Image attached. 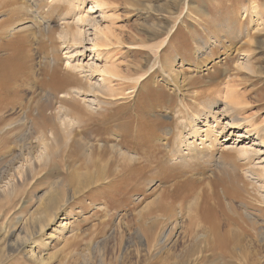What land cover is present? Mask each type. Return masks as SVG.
<instances>
[{
	"label": "rangeland",
	"instance_id": "obj_1",
	"mask_svg": "<svg viewBox=\"0 0 264 264\" xmlns=\"http://www.w3.org/2000/svg\"><path fill=\"white\" fill-rule=\"evenodd\" d=\"M2 1L6 8L0 9V31L6 35L0 33V59L17 52L18 60L24 56L18 67L24 66H20L22 70L17 67L21 72L13 71V75L9 69L8 78L0 81L1 86L5 85L0 87V93L5 96L0 94V98H5L0 100V120L8 123L24 118L26 127L13 138L0 133V264H160L162 258L168 256L174 259L166 264H251L252 261L264 264V241L249 227L255 223V228L264 229V0H97L99 8L93 7L92 0ZM55 2L60 5L55 6ZM35 4L44 9L41 10L44 13L50 6L55 7L46 17L40 10L35 11ZM98 26L105 30L108 40L99 36ZM7 27L13 30L7 32ZM76 28L83 37L80 44L73 48L60 42L58 36L62 29L73 32ZM146 30L155 31L156 36L144 35ZM95 36L99 38L100 51L92 50ZM52 60L57 76L72 73L73 81L66 88L80 87L79 95L52 91L60 86L59 79L49 80L48 70L54 66ZM129 64L143 66L142 71L135 75L126 73L123 70ZM151 66H155L152 76L139 80ZM113 68L119 78L111 84L113 94H107L103 85V88H94L101 85L102 70ZM118 84L124 89H119ZM89 85L93 90L91 94ZM201 93L199 103L192 105L193 96ZM229 99L241 113L237 115L238 126L232 129L225 127L226 121L234 116L232 112L225 110L227 113L220 114ZM153 100L155 106L151 103ZM207 104H214L213 109L209 111ZM122 106L126 110L122 111ZM37 110H40L38 116L35 115ZM89 110L101 111L95 116L97 120L109 110L122 111L116 124L131 125L129 139L136 138L134 130L148 127L142 129L140 137L147 147L155 145L156 136L162 138L158 145H163L165 132L179 145L196 124L200 131L189 142L202 147L201 142L209 144L211 138L217 140L215 150L207 153L206 163L204 160L183 163L173 159L171 154L161 159V155L153 157L149 164L151 169L144 177L126 173L134 163L123 165L129 167L118 174V163L111 162L106 171L110 170L113 176L101 181L99 168L107 159L102 155L110 153L108 149L114 141L110 137L107 141L108 136L104 138L107 142L103 138L98 143V140L91 141L89 123L83 117ZM71 116L80 120L71 122L68 120ZM178 124L183 125L179 134L170 130ZM240 133L245 136L238 139ZM98 144L101 147L98 148ZM182 145V149H186ZM127 146L121 151L135 158V146L133 150ZM239 150H247V153ZM19 152L22 156L14 159ZM101 153L99 165L95 160ZM245 158L253 162L248 166ZM164 173L171 174L166 186L161 180ZM86 176L90 185L83 182ZM185 179L197 186L196 205L189 211L185 208L180 214L179 204L184 193L181 199H164L162 203L170 205L169 209L178 200L169 215L173 219L159 226L160 232L169 234L165 247L150 246L148 250L145 243V247L139 246L136 238L139 215L153 208L150 201L153 202L164 188L171 191ZM214 180L221 181L230 191L228 200L222 199L221 187L216 188L219 201L210 197L209 205L216 220L224 227L234 219L240 225L235 226L237 230L249 229L241 236L236 256L231 260L219 254L210 256L199 252L204 246L201 235L206 227L197 218L195 208L202 207L204 196L211 192L209 184ZM221 209L226 210L224 214ZM56 213L59 218L53 217ZM245 213L251 215V219L246 220ZM189 220L193 222L191 225Z\"/></svg>",
	"mask_w": 264,
	"mask_h": 264
},
{
	"label": "bare ground",
	"instance_id": "obj_2",
	"mask_svg": "<svg viewBox=\"0 0 264 264\" xmlns=\"http://www.w3.org/2000/svg\"><path fill=\"white\" fill-rule=\"evenodd\" d=\"M32 2H34V1H32ZM38 2H39V0H38ZM37 2V3H38ZM42 3V2H41ZM56 3V5L55 6H57L59 3H57V2H55ZM52 4V3H51ZM92 4H93V7H97V8H99L100 7V3L97 1V0H92ZM7 5V4H6ZM60 5V4H59ZM3 6H5V5H3V1L1 2V0H0V9H2L3 10V8H6V7H3ZM48 6V5H47ZM47 6H46V8H47ZM54 5H52V6H50L49 8H51L50 10H54V7H55ZM60 7V6H59ZM33 8L35 9V11L37 12H39V10H40V13H42V14H44V16H48L50 13H51V11L50 10H47V12L46 13H44V12H42L43 10L37 5V4H35L34 6H33ZM32 8V9H33ZM42 10V11H41ZM9 11V10H8ZM37 16V15H36ZM15 18V17H14ZM44 18V17H43ZM50 18V17H49ZM80 19V18H79ZM78 20V19H77ZM7 22V21H6ZM10 22H12V21H10ZM5 23V22H4ZM8 23V22H7ZM13 24V23H12ZM11 25V24H10ZM10 25H8L9 27H10ZM12 26H14V25H12ZM9 27H7L8 29H9ZM27 27H22L21 29H26ZM66 28H67V26H66ZM69 28V27H68ZM98 28L100 29V31L101 32H99L98 34H99V36H102V38H104V40H108V38H107V34L105 33V30H101V28L98 26ZM164 28V27H163ZM20 29V28H19ZM151 29V28H150ZM11 30H13L12 28L11 29H9L7 32H9V31H11ZM69 30V29H68ZM67 29H62L60 32H59V40H60V42H62L63 44H70V46L69 47H71V45H72V47L74 48V45H78V44H80L81 42H82V40H81V38H83L82 37V35H81V32L79 31V30H77V28L76 29H74V30H76V31H74L73 30V32H69ZM0 33H1V35H3L2 34V32L0 31ZM4 33V32H3ZM6 33V32H5ZM4 33V35H6ZM22 33V32H21ZM20 33V34H21ZM147 34V36L148 37H154V36H156L155 35V31H153V30H151V32L149 31V30H146L145 31V34L144 35H146ZM3 35V36H4ZM22 35V34H21ZM20 35V36H21ZM2 36V37H3ZM19 36V37H20ZM24 36V35H23ZM22 36V37H23ZM26 36H27V34H26ZM7 37V36H6ZM13 37V36H12ZM16 37H18V36H16ZM21 37V38H22ZM32 37H35V34L32 36ZM166 37V36H165ZM14 38V37H13ZM20 41H21V39L20 38H18ZM119 39V38H118ZM4 40V39H3ZM9 40V39H8ZM23 40H24V37H23ZM163 40H164V38H163ZM11 41V40H10ZM118 42V41H117ZM7 41H6V45H7ZM22 43V42H21ZM20 42H19V44H21ZM165 43V42H164ZM18 44V43H17ZM16 45V44H15ZM21 45H23V44H21ZM17 47H18V45H17ZM79 47V46H78ZM92 50L93 51H96V50H98V51H100L101 50V48H98V47H101V45H100V42H99V38H97V36H95L94 37V39H92ZM7 48V47H6ZM16 48V47H15ZM54 49V48H53ZM161 49V48H160ZM12 50V49H11ZM73 50V49H72ZM14 51H16V50H14ZM19 52V51H18ZM17 52H15V54H16ZM51 53H52V49H51ZM82 53V52H81ZM80 53V54H81ZM155 53V52H154ZM15 54H13L12 53V55L9 57L8 55H6V56H8V57H5L4 59L2 58V59H0V81H1V83L2 82H4V80L6 79V78H8V76H9V74H7V72H9L8 70L10 69V71L11 72H9L11 75H13V71H15V72H21V67L20 66H24L23 64L21 65L20 64V68L18 67V63H21V62H19V60L21 59V58H23V60H24V56L23 57H21L22 56V54L20 55V59L18 60V57L15 55ZM82 55V54H81ZM99 52H97L96 53V57L98 58L99 57ZM55 60V59H54ZM21 61V60H20ZM53 61V60H52ZM22 63H23V61H22ZM17 66H16V65ZM51 65H54V66H50V69L48 70L51 74H50V77H51V79L49 78V80H53L54 81V79H59L57 82H60V86H53L52 85V87H51V85H50V87L51 88H53V92H58V93H60V92H62L63 94L65 93V95L67 94V96L71 93V94H80V87L79 88H75V87H70V88H66L68 85H71V83H72V81H73V78L74 77H72V73H70L71 75H67V74H63V75H60L59 74V76H57V67H56V64H55V62L53 61V63H51ZM151 65V64H150ZM14 66H15V68H14ZM9 67V68H8ZM19 69H21V70H19ZM54 67H56V68H54ZM79 67V66H78ZM81 67V66H80ZM79 67V68H80ZM126 67V66H125ZM142 68H143V66H141V65H139V64H129L126 68H125V70H123V71H125L126 73H130V72H133V74L135 75V74H137V73H139L140 71H142ZM154 68H155V66H151L148 70H146L145 71V73H143L141 76H139V80H142V79H149V77L150 76H152L151 74L154 72ZM14 69V70H13ZM16 69H18V70H16ZM24 69V68H23ZM84 69V68H83ZM74 70V69H73ZM76 70V69H75ZM74 70V71H75ZM162 70H163V67H162ZM14 72V73H15ZM23 73H24V71H23ZM79 73V72H78ZM102 73L104 74V76L102 77V79H101V85L100 86H94V88L95 87H102L103 88V86H104V88H103V90H105L106 92H107V94L108 93H112L113 91H114V89L111 87L112 85V83H113V81H114V79L116 80V78L117 79H119L118 77H117V75H116V73H115V68H113L112 70H102ZM16 74V73H15ZM32 74H34V73H32ZM46 74H47V72H46ZM76 74V73H75ZM74 74V75H75ZM44 75V74H43ZM131 75V74H130ZM15 76V75H14ZM18 76V75H17ZM17 76H16V78H17ZM21 77H22V75H20ZM20 76H18L19 78H20ZM29 76V75H28ZM46 76V75H45ZM47 76H49V75H47ZM46 76V77H47ZM44 77V76H43ZM76 77V76H75ZM81 77V76H80ZM124 77H125V75H124ZM77 78H78V76H77ZM13 80V78H12V76H11V78H10V80ZM23 79H24V76H23ZM16 80L17 79H15V83H16ZM79 80V79H78ZM138 80V81H139ZM80 81V80H79ZM6 82V84H7V80L5 81ZM9 82V81H8ZM20 82V81H19ZM48 82V81H47ZM56 82V81H55ZM145 82V81H144ZM148 82V81H147ZM41 83H43V82H41ZM116 83V82H115ZM114 83V84H115ZM139 83V82H138ZM4 84V83H3ZM3 84H2V86L0 85V87H4L3 86ZM10 84V85H9ZM49 84V83H48ZM51 84V83H50ZM53 84H54V82H53ZM56 84V83H55ZM142 84H143V82H142ZM8 87H10L11 86V82L10 83H8ZM12 85H14V83L12 84ZM93 85V84H92ZM95 85V84H94ZM103 85V86H102ZM118 86H119V89H124V87L122 86V85H120V84H118ZM144 86H145V84H144ZM7 87V86H6ZM48 87V86H47ZM89 93H90V91L92 90L91 89V85H89ZM13 88V87H12ZM18 88V87H17ZM92 88H93V86H92ZM10 89H11V87H10ZM66 89V90H65ZM101 89V88H100ZM147 89V88H146ZM4 90H5V88H4ZM9 90V89H8ZM13 90H14V88H13ZM102 90V91H103ZM3 91V90H2ZM93 91V90H92ZM6 92V91H5ZM10 92V91H9ZM14 93H15V90L13 91ZM12 92V93H13ZM153 92V91H152ZM3 93V92H2ZM2 93H0V94H2ZM151 93V92H150ZM154 93H156V92H154ZM88 94V93H87ZM91 94V93H90ZM113 94V93H112ZM152 94V93H151ZM3 96H4V94H2ZM1 95V96H2ZM11 95V94H10ZM56 95V94H55ZM149 95V94H148ZM86 96V95H85ZM112 96V95H111ZM155 96H156V94H155ZM154 96V98H156ZM230 96V95H229ZM5 97V96H4ZM7 97H9V96H7ZM11 97V96H10ZM65 97V96H64ZM159 97V96H158ZM158 97H157V99H158ZM62 98V97H61ZM150 98H152V97H150ZM201 98H202V93L201 94H195L194 96H193V103H192V105H197V103H199V101L201 100ZM2 99V97L0 98V100ZM4 100H5V98H3ZM2 99V100H3ZM138 99H140V98H138ZM137 99V100H138ZM153 99V98H152ZM151 99V100H152ZM3 100V101H4ZM9 100V99H8ZM8 100L6 99V101L8 102ZM12 100V99H11ZM94 100H96V99H94ZM225 100H227L226 98H225ZM14 102H15V100H14ZM64 102V101H63ZM91 102H93V101H91ZM6 103V102H5ZM5 103H3V104H5ZM13 102H11V104H12ZM22 103V102H21ZM89 103V102H88ZM148 103V102H147ZM152 105L153 106H155V100H153L152 102ZM224 103V102H223ZM8 104V103H7ZM14 104V103H13ZM12 104V105H13ZM16 104V103H15ZM103 104L104 105H106V106H108V105H111L110 103H108V102H103ZM215 104V103H214ZM213 104V105H214ZM2 105V104H1ZM151 105V104H150ZM213 105H211V104H207L206 106H207V108L209 109V111L210 110H212L213 109ZM90 106V105H89ZM105 106V107H106ZM13 107V106H12ZM91 107V106H90ZM133 107V106H132ZM164 107V106H163ZM215 107H217V106H215ZM0 108H1V106H0ZM2 108H3V105H2ZM4 108H6V105H5V107ZM3 108V109H4ZM72 108H73V106H72ZM120 108H122V111H123V108L126 110V107H120ZM151 108V107H150ZM169 108V107H168ZM238 107H236V104L234 103V101H232L231 99H229L228 101H226L225 103H224V108H223V110L221 111V115H224V113L228 110V112L230 111V112H232V114L234 115V116H232L231 115V117L229 118V120H227L226 121V123H225V127H229V129H232V128H235V127H237L238 126V123H239V116H237V115H239V114H241V113H239V110L237 109ZM62 109V108H61ZM90 109H92V108H90ZM110 109V108H109ZM144 109V108H143ZM161 109V108H160ZM190 109V108H189ZM216 111L218 110V108H214ZM28 110V109H27ZM107 110H108V108H107ZM146 110V109H145ZM167 110V109H166ZM168 110H170V108L168 109ZM226 110V111H225ZM40 111V110H39ZM39 111L37 110V113L35 114L36 116H38V115H40V113H39ZM58 111V110H57ZM74 111V110H73ZM72 111V112H73ZM85 111V110H84ZM122 111H111V110H109L107 113H106V115L104 116V114H102L103 115V118L101 119V120H97V119H95V116L96 115H100V113H101V111L100 112H93V111H90L89 110V113H88V115L86 114V116L84 115H82L83 117H85L86 118V120L88 121H86L87 123H89V126H88V133H89V136L91 137V141L92 140H98V141H96L97 143L98 142H100V139L101 138H105L106 136H108V139H106L107 141H109V140H111L110 138H112L113 139V141H114V143H112V145L110 144V146H109V151H110V153L106 156L105 154H103L102 155V153L101 154H98V156L96 157V162H97V164H99V165H101L100 164V162L98 161V157H101L100 155H102L103 157H106L107 159H106V161H104L103 162V164L100 166L101 168H99V169H101L100 170V173L98 174L99 176H100V178H101V181L102 180H105L106 179V177H109V176H113V174H112V172H110V170H109V172H107L106 171V169L108 168V163H110V164H112L111 162H116V163H118V170L116 171V173H122L123 171H125L124 169L125 168H127V167H129L132 163H134L133 164V166L130 168V171L128 170L126 173H129L130 172V175H132V174H135V176L137 175V176H141V177H144V175L145 174H147V171H150V169H151V167L149 166V164L150 163H152L153 161L152 160H150V159H153V157L155 158V157H157V156H160L161 155V157L159 158V159H161L162 157H165L167 154L168 155H170L171 154V156H173V159H174V157L176 158V159H178V160H180V161H182L183 163L184 162H202L203 160H204V162L206 163L207 161H206V159L208 158L207 157V153L208 154H212L213 152H212V150L214 151L215 150V148H214V142H216L217 140H212L211 138L209 139V144L208 143H206L205 141H202L201 142V145H202V147H200V146H198V145H196L195 143H194V141L193 142H189L190 141V139L193 137V136H195V135H197V133L200 131V127H198L195 123V125H194V127H193V130H192V132H190L189 133V135L187 134L186 136H183V140H181V142H180V144L178 145L177 143L178 142H176L175 140H173L172 138V140L170 139V137L168 138V136L167 135H170V134H167L166 132H165V134L164 133H162V134H164V135H162V136H164L165 138H163L164 140H165V143L163 144V145H161L162 146V148H161V146H159L158 144H160V141L162 140V138H159L158 139V136H156V139L154 140V144L155 145H152L151 143V145H149L148 147H147V143L145 144L144 142H143V140H141L140 139V137L142 136V132L144 131V130H142L143 128H147L148 129V127H144L143 126V128L142 129H137L136 130V132H135V130H134V134L136 133L137 135H136V138L135 139H129L128 138V135L130 136V134H129V126H131V125H126V126H124V125H122L123 123V121L121 122L122 124H116V123H118V121L120 120V116H121V112ZM171 111V110H170ZM225 111V112H224ZM242 111V110H241ZM106 112V111H105ZM104 112V113H105ZM49 113V112H48ZM76 115V117L78 116L77 115V112H74ZM227 113V112H226ZM124 114V113H123ZM141 114V113H140ZM216 114V113H215ZM135 115V114H134ZM65 117L67 116L66 114L64 115ZM73 116V115H72ZM71 116V117H72ZM80 116V115H79ZM82 116H80V117H82ZM137 116V115H136ZM135 116V117H136ZM56 117V116H55ZM69 117V116H68ZM68 117H67V119H68ZM76 117H72V118H69L68 120L69 121H71V122H73V121H75V122H77V121H79L80 119H78V118H76ZM126 118V117H125ZM129 118V117H128ZM134 118V117H133ZM33 119L34 118H32L31 119V123L33 122ZM59 120H61V118H58ZM66 119V120H67ZM195 119V118H194ZM206 119V121L205 122H207V117L205 118ZM26 119H22V118H20V119H18V120H16V121H10V122H8V123H5V121L4 120H0V133H6L7 135H8V137L7 138H9V137H11V138H13L16 134H18L21 130H22V128H25L26 126L24 125V122L26 123V121H25ZM126 120H127V118H126ZM129 120V119H128ZM65 121V120H64ZM136 121H139V118L137 117L136 118ZM136 121H135V123H136ZM60 122V121H59ZM81 122V121H80ZM85 122V121H84ZM129 122V121H128ZM127 122V123H128ZM131 122V121H130ZM133 122V121H132ZM82 123H83V121H82ZM182 123V122H181ZM137 124L138 123H136L135 125H136V127H137ZM152 125V124H151ZM47 126V125H46ZM49 126V125H48ZM64 126H66L65 124H64ZM161 126V125H160ZM183 125L182 124H178V126H176V128L175 129H173V128H171L170 130H174V131H176L178 134L180 133V131H181V129L183 128L182 127ZM72 127H73V125H72ZM71 127V128H72ZM139 127H140V125H139ZM63 128V127H62ZM152 128V127H151ZM151 128H149V130L151 129ZM34 129V128H33ZM44 129V128H43ZM45 129H47V128H45ZM130 129H131V127H130ZM162 129V128H161ZM20 130V131H19ZM31 130V129H30ZM146 130V129H145ZM169 130V131H170ZM153 131V130H152ZM159 131V130H158ZM161 131V130H160ZM46 132V131H45ZM172 132V131H171ZM244 132H245V134H247L248 133V129L246 128L245 130H244ZM28 133V132H27ZM40 133V132H39ZM151 133H153V132H151ZM10 134V135H9ZM132 134H133V132H132ZM133 134V135H134ZM177 134V135H178ZM45 135V134H44ZM46 135H47V133H46ZM2 136H4V135H2ZM24 136V135H23ZM36 136V135H35ZM153 136V138H154V135H152ZM176 136V135H175ZM245 135L244 134H242V133H240L238 136H237V138L239 139V138H242V137H244ZM31 137V136H30ZM41 137L42 136H40V137H38V139H41ZM65 137V136H64ZM110 137V138H109ZM131 137V136H130ZM178 138H179V136H177ZM20 138V137H19ZM81 138V137H80ZM142 138V137H141ZM145 138H148V135H147V137H145ZM144 138V139H145ZM21 139V138H20ZM104 139V140H105ZM237 139V140H238ZM19 140V139H18ZM22 140V139H21ZM105 140V141H106ZM47 141H49V140H47ZM106 141V142H107ZM18 142V141H17ZM94 142V141H93ZM104 142V141H103ZM102 142V143H103ZM105 142V143H106ZM152 142H153V140H152ZM182 143L184 144V146L186 147V149H182ZM261 145L263 144L262 142H259ZM11 144V143H10ZM90 144V143H89ZM170 144H171V146H170ZM217 144H218V142H217ZM45 145V144H44ZM99 145V144H98ZM129 146L132 150H133V148H134V146H135V158L131 155H126V153H124L123 151H121V149H123L124 147H126V146ZM158 145V146H157ZM91 146V145H90ZM104 146H106V145H104ZM127 146V147H128ZM91 147H93V144H92V146ZM99 147H101L100 145L98 146V148ZM107 147V146H106ZM133 147V148H132ZM19 148V147H18ZM45 148V147H44ZM105 148V147H104ZM102 149H103V147H102ZM105 149H107V148H105ZM128 149V148H127ZM230 149H232V147H230ZM25 150V149H24ZM47 150V149H46ZM131 150V151H132ZM26 151V150H25ZM67 151V150H66ZM97 152H98V150H96ZM5 152H7V151H5ZM99 152H102L101 150L99 151ZM239 152L240 153H243V154H246L247 153V150H239ZM11 153V152H10ZM132 153V152H131ZM7 154V153H6ZM25 154V153H24ZM91 154H93V153H91ZM130 154V153H129ZM133 154V153H132ZM39 155V154H38ZM105 155V156H104ZM20 156H22V153L21 152H19V155L18 156H16L14 159H18ZM89 156V155H88ZM207 157V158H206ZM23 158V157H22ZM206 158V159H205ZM13 159V160H14ZM89 159V158H88ZM94 159V158H93ZM158 159V160H159ZM243 159V158H242ZM12 160V161H13ZM156 160V159H155ZM241 160V155H240V158H239V161ZM245 160V163H246V165H250L252 162H253V159H251V161L248 159V158H245L244 159ZM87 161V160H86ZM94 161V162H95ZM160 161V160H159ZM165 161V160H164ZM91 162V161H90ZM93 162V161H92ZM95 162V163H96ZM161 162V161H160ZM167 162V161H166ZM166 162H165V164H166ZM85 163V162H84ZM95 163H90V164H93V165H95ZM158 165H160L159 163H157ZM123 165H129V166H123ZM155 165V164H154ZM157 165V166H158ZM248 165V166H249ZM151 166H152V164H151ZM156 166V165H155ZM161 167H162V165H160ZM160 166H159V168H160ZM73 167V166H72ZM84 167H85V164H84ZM32 168V167H31ZM110 168V167H109ZM238 168V167H237ZM89 169V168H88ZM156 169V168H155ZM168 169V168H167ZM74 170V169H73ZM95 170V169H94ZM114 170H115V168H114ZM161 169H159V171H160ZM238 170V169H237ZM93 171V170H92ZM106 171V172H105ZM157 171H158V169H157ZM156 171V172H157ZM164 171V170H163ZM168 171V170H167ZM155 172V173H156ZM161 172V171H160ZM159 172V173H160ZM244 172L247 174V173H249V170H246V169H244ZM149 173V172H148ZM158 173V172H157ZM251 173V172H250ZM74 174L76 175L77 173L76 172H74ZM82 174H83V172H82ZM85 174V173H84ZM112 174V175H111ZM125 174V173H124ZM174 174H175V172H174ZM252 174V173H251ZM86 175V174H85ZM121 176H122V174H121ZM154 176H156V175H154ZM157 176H160V175H158L157 174ZM171 176V174H165L164 173V175L162 174V182L165 184V183H167V181H169L170 180V177ZM87 177V176H86ZM86 177H84L83 178V182H85V183H87V184H89L90 183V180L88 179V177L86 178ZM115 177H116V175H115ZM119 177V176H118ZM147 177V176H146ZM185 177V176H184ZM77 179V178H76ZM116 179V178H115ZM153 179V178H152ZM156 179H157V177H156ZM189 179V178H188ZM155 180V179H154ZM154 180H152V181H154ZM161 180H159V181H161ZM175 180H176V178H175ZM190 181H192L191 180V178L189 179ZM158 181V180H157ZM183 181V180H182ZM190 181H188V180H186L185 179V181L183 182V183H181V184H179V185H181V186H179V187H177L176 186V188H174L173 190H169L168 188V190L167 189H165L164 188V186H163V188H164V190H162L161 191V189H160V194H158L156 197H154V199H153V202H152V200L150 201L151 203H152V205H153V208L151 209L150 208V210L149 211H146L144 214H140V213H142V212H140L139 214V217H138V229H137V236H136V238H137V240H138V243H139V246H144V243H145V246H146V249L148 248V250L150 249L149 247L151 246V247H158V246H164L165 245V243H166V240L168 239V236H169V234L168 235H164V233L163 232H160V230H159V226H160V224H162V223H164L165 221H168V220H170V218L171 219H173V217H170L169 218V215H170V212H171V208H173V206H174V204L178 201H176L175 200V203H173V206L172 207H170V209L168 208L169 206L168 205H165V204H163L164 203V199H168V197H170L171 199L172 198H175V199H178V198H180L181 199V197H182V193H184V195H183V197H182V201L180 202V204H179V208H180V214H182V211L185 209V208H187V211H189V210H191V208L193 207V206H195L196 205V202H197V195H196V192H195V183L194 182H190ZM77 182V181H76ZM149 182H151V181H149ZM171 182V181H170ZM173 182V181H172ZM181 182V181H180ZM198 183V182H197ZM196 183V184H197ZM77 185H78V183H77ZM82 185V184H81ZM90 185V184H89ZM162 185V184H161ZM167 184H165V186H166ZM177 185H178V183H177ZM210 190H211V192L209 193V194H206V196H204L205 197V200H203L204 201V203L202 204V207L201 208H199V210H198V208H195L196 209V216H197V218L200 220V223H202V225L203 226H205L206 227V230H205V232L201 235L202 237H203V243H204V246H203V248L202 249H200L199 250V252L201 251V253L202 252H204V253H206V254H208V255H210V256H217L218 254L219 255H221L222 257H224V258H229L230 260L233 258V257H235L236 256V251H237V248H238V242H240L239 240H240V238H241V236H243V235H245V234H247V232H249V229L247 230V228H245V229H242L241 231L240 230H237L236 228H235V226L236 225H238V227L240 226L239 224H237L236 223V221H234V219H233V216H232V218H231V216L230 215H228V216H230V220L231 219H233V221H228V220H225V221H228V223L226 224L225 222V225H224V227H221V222L219 223L217 220H216V218H215V213H214V211H213V209L211 208V206L209 205V201L210 200H212V199H214V200H217V201H219V199H220V195H217V193H216V188L217 187H221V196H222V199L224 198H226L227 200L230 198V191L228 190V188H227V186H225L221 181H219V180H214L213 182H211L210 184ZM162 187V186H161ZM168 187V186H167ZM175 187V186H174ZM197 187V186H196ZM75 189V188H74ZM203 191V190H202ZM205 192V191H204ZM219 194V193H218ZM80 195V194H79ZM203 196H199L200 198L201 197H203ZM211 196H213V198L211 197ZM210 197L212 198V199H210ZM190 198V199H189ZM207 198V199H206ZM50 199V198H49ZM203 199V198H202ZM223 199V200H224ZM222 200V201H223ZM238 200H239V198H238ZM51 201V200H50ZM50 201H48V202H50ZM65 201V200H64ZM169 201V200H168ZM167 201V202H168ZM180 201V200H179ZM239 201H241V200H239ZM163 202V203H162ZM215 202V201H214ZM221 202V201H220ZM226 202V201H225ZM244 202V201H243ZM263 202H264V200H263ZM179 203V202H178ZM222 203V202H221ZM221 203H219V204H221ZM224 203V202H223ZM263 205H264V203H262ZM185 205V206H184ZM216 205V204H215ZM229 205V204H228ZM147 208H149V205H145ZM144 206V207H145ZM244 206V205H243ZM197 207V206H196ZM229 207V206H228ZM227 207V208H228ZM221 208V207H220ZM59 209V208H58ZM176 209V208H175ZM218 209V208H217ZM256 209V208H255ZM141 210V209H140ZM147 210V209H146ZM170 210V211H169ZM219 210V209H218ZM244 210V209H243ZM248 210V209H247ZM143 211V210H142ZM144 211H145V209H144ZM143 211V212H144ZM220 211H222L221 213L222 214H224V212L226 211L225 209H221ZM224 211V212H223ZM238 211V210H237ZM173 212V211H172ZM184 212V211H183ZM235 212V211H234ZM219 213V212H218ZM239 213V212H238ZM237 213V214H238ZM54 214V213H53ZM174 214V213H173ZM173 214H171V216L173 215ZM221 214V215H222ZM228 214V213H227ZM226 214V215H227ZM240 214H242V213H240ZM187 215V214H186ZM220 215V214H219ZM218 215V216H219ZM220 215V217H222ZM233 215V214H232ZM245 216H244V218L246 217L247 219L246 220H248V219H251V215H249L248 213H245L244 214ZM227 216V217H228ZM53 217H55V218H59V215H58V213H56L55 214V216H53ZM224 217V216H223ZM235 217V216H234ZM226 218V217H225ZM238 218V217H237ZM240 218V217H239ZM242 218H243V216H242ZM194 219H196V218H194ZM198 219H197V221L196 222H198ZM218 219H219V217H218ZM221 219V218H220ZM242 220V219H241ZM240 220V221H241ZM254 220V219H253ZM189 222V225H191L193 222H190V220L188 221ZM238 222H239V220H238ZM251 222V221H250ZM249 222V223H250ZM255 222V221H254ZM223 223V222H222ZM136 224V223H135ZM250 225V224H249ZM254 225H255V223H253V224H251L249 227H250V231H253L254 232V234H256L257 236H259L260 237V239L262 240V241H264V229L262 228V227H259V228H255L254 227ZM257 225H259V224H256V226ZM188 227V226H187ZM201 227V226H200ZM205 227H204V229H205ZM237 227V226H236ZM237 227V228H238ZM191 228V227H190ZM223 228V229H222ZM188 229H189V227H188ZM204 231V230H203ZM251 233V232H250ZM200 237V236H199ZM201 237V238H202ZM51 239H53V238H51ZM202 240V239H201ZM242 240V239H241ZM248 240V239H247ZM260 240V241H261ZM29 242V241H28ZM196 242V241H195ZM198 242V241H197ZM30 243V242H29ZM241 244V243H240ZM24 245V244H23ZM200 245H201V243H200ZM144 246V247H145ZM240 246V245H239ZM244 246V245H243ZM165 247V246H164ZM200 247V246H199ZM198 247V248H199ZM201 247H202V245H201ZM196 248H197V246H196ZM241 248V247H240ZM248 248V247H247ZM247 248H246V250H247ZM154 250V249H153ZM158 251V250H157ZM239 251V250H238ZM191 252V251H190ZM240 252V251H239ZM189 253V252H188ZM200 253V254H201ZM246 253V252H245ZM249 253V252H248ZM158 254H160V253H158ZM187 255V254H186ZM188 255H190V254H188ZM201 256H202V254H201ZM248 256V255H247ZM250 256V255H249ZM187 257V256H186ZM30 258V257H29ZM33 258V257H32ZM172 258L173 257H171V256H168V257H164V258H162V260L159 262L160 264H166V262H170L171 260H172ZM174 259V258H173ZM186 259V258H185ZM157 260V259H156ZM184 261V260H183ZM180 261H177L176 263H179ZM249 262V261H248ZM247 262V263H248ZM182 263V262H181ZM251 264H257V263H255V261L253 262L252 261V263Z\"/></svg>",
	"mask_w": 264,
	"mask_h": 264
}]
</instances>
